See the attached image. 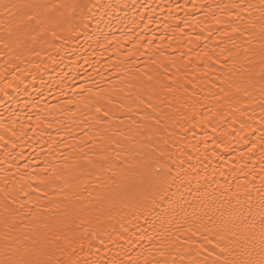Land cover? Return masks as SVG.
<instances>
[{"label":"snow or ice","instance_id":"obj_1","mask_svg":"<svg viewBox=\"0 0 264 264\" xmlns=\"http://www.w3.org/2000/svg\"><path fill=\"white\" fill-rule=\"evenodd\" d=\"M53 7L57 12L63 8L64 12L52 16L47 14V5L31 0H0L4 47L30 39L43 41L59 52L68 41L77 40L81 35L92 39L86 30L95 19L93 9L105 8V5L92 3V0H66ZM107 7L115 11L113 5ZM218 7L222 16L228 19L222 21L218 18L217 23L225 24L224 35L234 34L229 37L232 47L240 49L236 53L228 52L222 68L238 72V63L243 67L244 63L250 64L258 57L259 80L249 76L243 85L228 83L225 87L222 73L219 85L213 82L210 87L201 89L207 92L201 96L194 90L189 94L185 84H178L169 75L160 79V73H157L155 82L152 75H147V83L141 85V93L145 89L147 92L136 95L135 107L102 95L107 91L104 89L90 93L92 98L85 107L89 108L91 115L86 114L81 123L97 133L95 137L88 136L93 143L87 145V152L83 147L66 144L65 147L72 152L65 159L72 158L73 163L64 164L63 169L71 171H58L54 166L51 176L39 182L43 185L47 180L62 181L54 190L58 189V194L69 204L73 197L79 203L72 204V211H65L58 218L29 210L25 219L30 217L31 222L17 223V213L9 207L16 198L7 187L0 188L5 201V215L0 221L4 226V231L0 232V264H178V260L179 264H264V0L259 6L231 3ZM257 7L259 17L250 11ZM49 33L50 41L47 39ZM238 40L239 44L236 43ZM133 44L139 47L135 41ZM257 44L258 47L254 46ZM224 52L221 49L222 55ZM128 55L134 53L130 50ZM204 55L208 56V53ZM208 59L211 60V56ZM167 71V66H164V72ZM257 83L260 84L261 119L259 128H254L249 122L254 116L244 119L247 108L241 106L247 104L251 107L254 103L249 88H255ZM192 87L195 89V82H192ZM217 87L219 91H213ZM76 110L79 111V107ZM252 112L255 113V108ZM137 113L139 121L134 119ZM121 126L128 131H122ZM0 128L8 132L3 123H0ZM198 130L201 132L199 136ZM256 131L260 135L253 140L250 133ZM233 140L243 147H234ZM4 143L7 144V140ZM257 149L260 163L258 202L252 203L251 188L248 187V183L256 187L255 167L250 173H245L246 177L252 175V181L248 183L242 185L233 176L237 188L235 193L231 192L230 185L228 192L220 191L224 186L214 177L223 176L224 171L214 160L223 161L224 167L231 165L230 171H234L237 160L234 153L244 160L255 156ZM73 152L83 155L73 156ZM42 171L47 172L48 168ZM87 177H95L96 183L82 184L81 181ZM28 187L33 192L48 194L39 185ZM221 196H226V200H221ZM23 207L20 204V208ZM98 208L107 210L109 218L120 225L121 233L117 234L116 241L121 234L128 232L125 222L133 224L139 231V237L130 240L129 247L139 246L141 251L133 255L118 243L119 251H102L96 247L92 240L99 238L97 229L81 217ZM116 208H119V219L111 215ZM140 221L146 227L137 223ZM111 227L115 230V225ZM105 234L112 240L110 234ZM144 239L149 244L158 239L160 251L155 255L161 259H142L144 251L152 254L147 245H139L138 242ZM100 243L105 242L100 240ZM152 247L156 245L152 244ZM108 251L113 254L109 256Z\"/></svg>","mask_w":264,"mask_h":264},{"label":"bare ground","instance_id":"obj_2","mask_svg":"<svg viewBox=\"0 0 264 264\" xmlns=\"http://www.w3.org/2000/svg\"><path fill=\"white\" fill-rule=\"evenodd\" d=\"M31 2L47 5L48 15L59 16L64 9L61 8L60 12H57L53 6L63 4L66 0ZM260 2L261 0H92V3L105 5V8L93 9L95 19L88 24L86 30L92 39H86L81 35L77 40L68 41L59 52L43 41L30 39H23L19 45L10 43V47L5 48L3 42L5 33L0 28V123L8 128V132L0 128V188L7 187L16 198V202L9 207L17 213V223L31 222L30 217L25 219L29 210L40 212L45 217L58 218L65 211L71 212L72 204L79 203L73 197L69 204L58 194V189L54 190L56 185L63 183L62 181L47 180L43 185L39 182L51 176V169L54 166L58 171H71L63 169L64 164L73 163L72 158L65 159L72 152V149L65 147L66 144L83 147L87 152V145L93 143L88 136L95 137L97 133L81 123L85 120L86 114L91 115L89 108L85 107L87 101L92 98L90 93L101 92V89H104L107 91L101 93L102 95L111 96L117 103L135 107L136 95L147 92L145 89L144 93H141V85L147 83V75L154 77L153 82L157 73H160V79H163L164 75H169L178 84H185L189 94L194 90L201 96L207 95V92H202L201 89L210 87L213 82L219 85L222 73L225 76V87L228 83L243 85L249 76L258 81V57L250 64L244 63L243 67L238 63L236 66L238 72L231 71L228 67L222 68L228 52L236 53L240 49L232 47L229 37L234 34L229 32L228 35H224L225 24H218L217 19L222 21L228 19L227 16H222L218 6L231 3H252L259 6ZM109 4L115 7V11L107 7ZM250 11L259 17V7ZM258 30L257 26L256 31ZM105 36L108 39H105ZM47 39L51 40L50 33L47 34ZM134 41L139 47L134 46ZM236 43L239 44L240 41ZM56 44L59 47V41ZM254 46L258 47V44ZM221 49L225 50L223 55ZM130 50L134 55H128ZM204 53H208L211 60ZM117 64L119 66L115 67ZM164 66H167V73L164 72ZM192 82H195V89ZM259 89V83L255 88H249L250 98L254 103L251 107L247 104L241 106L247 108L244 119L247 120L249 115L254 116V119L249 120L254 128H259L258 122L261 119ZM213 91H219V87ZM68 101L73 103L69 104ZM77 107L79 111L76 110ZM253 108L255 113L252 112ZM134 119L139 121V113ZM121 130L128 131L123 126ZM13 132L16 134L12 135ZM86 132L88 135H85ZM144 134L147 136V130ZM250 134L253 140L260 135L259 131ZM197 135H201L199 130ZM5 140L7 144L4 143ZM81 141H84L83 145ZM144 142L147 143V140ZM256 142L259 144V141ZM232 143L234 147H243L237 145L235 140ZM72 155L83 153L73 152ZM234 155H237L234 171H230L231 165L224 167L223 161L214 160V163L219 164L224 171L223 176L217 175L214 179L224 186L220 191L228 192L230 185L231 192L235 193L237 188L233 176L242 185L248 183L252 181V175L246 177L245 173H250L255 167L256 187L253 188L251 183H248V187L251 188L252 203H256L260 197L257 190L260 185L259 150L257 149L255 156L246 157L244 160L239 159L238 153ZM46 167L48 171H42ZM81 183L94 185L96 180L95 177H87ZM28 185H32L33 188L39 185L48 194L44 195L42 191L33 192ZM212 187L216 188V185ZM3 195L0 192V221L5 215ZM226 198L220 197L221 200ZM243 198L241 189V199ZM20 204L24 205L22 209ZM37 204L39 207H36ZM109 215L107 210L98 208L84 213L81 217L86 223L90 221L91 227L97 229L99 238L93 239V244L102 251L105 249L119 251L117 243L123 245L133 255L141 251L139 246L129 247L130 240L139 237V231L135 226L125 222L128 232L121 234L116 241L117 234L121 233L120 225L116 220L110 219ZM111 215L119 219V208L113 209ZM137 223H140L141 227H146L142 221ZM112 225H115V230ZM2 231L4 226L0 223V232ZM105 232L112 236V240H109ZM100 240L105 243L101 244ZM138 243L151 249L152 254L144 251L142 259L146 258L149 261L154 258L161 259L155 255L160 251L158 239L152 241V244L156 245L155 248L147 239ZM87 250L86 244L85 252ZM112 254V251H108L109 256Z\"/></svg>","mask_w":264,"mask_h":264}]
</instances>
